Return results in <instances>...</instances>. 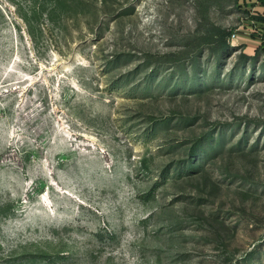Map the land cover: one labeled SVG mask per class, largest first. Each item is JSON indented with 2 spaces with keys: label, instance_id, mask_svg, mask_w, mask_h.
<instances>
[{
  "label": "rangeland",
  "instance_id": "1",
  "mask_svg": "<svg viewBox=\"0 0 264 264\" xmlns=\"http://www.w3.org/2000/svg\"><path fill=\"white\" fill-rule=\"evenodd\" d=\"M247 17L240 0H0V264H264Z\"/></svg>",
  "mask_w": 264,
  "mask_h": 264
},
{
  "label": "crops",
  "instance_id": "2",
  "mask_svg": "<svg viewBox=\"0 0 264 264\" xmlns=\"http://www.w3.org/2000/svg\"><path fill=\"white\" fill-rule=\"evenodd\" d=\"M248 13L249 23L256 32L264 33V0H240ZM247 42V41H245Z\"/></svg>",
  "mask_w": 264,
  "mask_h": 264
},
{
  "label": "trees",
  "instance_id": "3",
  "mask_svg": "<svg viewBox=\"0 0 264 264\" xmlns=\"http://www.w3.org/2000/svg\"><path fill=\"white\" fill-rule=\"evenodd\" d=\"M228 32L225 30H218L216 32V36L219 40V48L220 51H225L229 48V44L226 42V37L228 36ZM243 57V56H242Z\"/></svg>",
  "mask_w": 264,
  "mask_h": 264
},
{
  "label": "built area",
  "instance_id": "4",
  "mask_svg": "<svg viewBox=\"0 0 264 264\" xmlns=\"http://www.w3.org/2000/svg\"><path fill=\"white\" fill-rule=\"evenodd\" d=\"M235 37H236V35L233 33V34L231 35V38L234 39Z\"/></svg>",
  "mask_w": 264,
  "mask_h": 264
}]
</instances>
